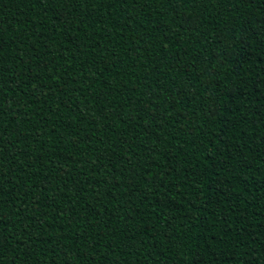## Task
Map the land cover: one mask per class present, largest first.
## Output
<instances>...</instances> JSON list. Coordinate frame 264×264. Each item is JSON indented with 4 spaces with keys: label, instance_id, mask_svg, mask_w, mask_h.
Segmentation results:
<instances>
[{
    "label": "trees",
    "instance_id": "16d2710c",
    "mask_svg": "<svg viewBox=\"0 0 264 264\" xmlns=\"http://www.w3.org/2000/svg\"><path fill=\"white\" fill-rule=\"evenodd\" d=\"M0 264H264V0H0Z\"/></svg>",
    "mask_w": 264,
    "mask_h": 264
}]
</instances>
